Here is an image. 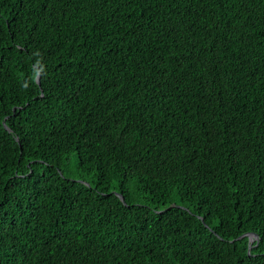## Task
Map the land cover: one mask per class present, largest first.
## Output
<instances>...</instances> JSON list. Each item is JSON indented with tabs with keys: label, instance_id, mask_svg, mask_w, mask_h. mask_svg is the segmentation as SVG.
<instances>
[{
	"label": "trees",
	"instance_id": "trees-1",
	"mask_svg": "<svg viewBox=\"0 0 264 264\" xmlns=\"http://www.w3.org/2000/svg\"><path fill=\"white\" fill-rule=\"evenodd\" d=\"M0 264H264V0H0Z\"/></svg>",
	"mask_w": 264,
	"mask_h": 264
},
{
	"label": "water",
	"instance_id": "water-1",
	"mask_svg": "<svg viewBox=\"0 0 264 264\" xmlns=\"http://www.w3.org/2000/svg\"><path fill=\"white\" fill-rule=\"evenodd\" d=\"M37 82H38V84H40V77L38 76V78H37ZM6 126V125H5ZM6 128H7V126H6ZM7 130L9 131V132H11V130L9 129V128H7ZM119 197L121 198V200L123 201V203L124 204H126V202H125V198L122 196V195H119ZM246 236H249V242L250 243H253L254 241H256V240H258V235H256V234H248V235H246ZM251 248V247H250Z\"/></svg>",
	"mask_w": 264,
	"mask_h": 264
}]
</instances>
